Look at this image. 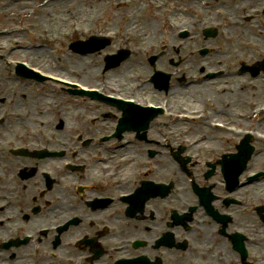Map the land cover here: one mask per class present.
I'll return each instance as SVG.
<instances>
[{
  "label": "rangeland",
  "instance_id": "374dc122",
  "mask_svg": "<svg viewBox=\"0 0 264 264\" xmlns=\"http://www.w3.org/2000/svg\"><path fill=\"white\" fill-rule=\"evenodd\" d=\"M76 2L79 3V9H77V5H65L63 6L64 2H58V4H52V8H55L56 6H59L57 8V11L55 13H63L65 17H75V18H84L88 17L89 21H91L92 27H96V23L100 21L101 23L98 26H103V27H116L121 28L123 31L130 32L132 34V42H134L136 45L137 43H140L141 45L146 44L147 42L145 40H148L152 43L155 44L154 52L160 51V45L163 43V41H168V39L171 38L172 32H164L159 26L162 20V17L166 15V13H172L175 12L179 15V13H183V17H187V19L190 18V16H193L195 11L197 9H206L212 5V2H214L215 6H219L220 10L218 13H224L225 11L231 14L232 16H237V12H241L242 10H245V7H250L252 5H255L258 3L259 0H228L227 3H225L223 0L218 1V0H213L210 2L206 3H199L198 6L192 7L191 13H187L186 10V5L189 3V0H169V10L166 12V4L164 6H154L152 5H142L143 9L140 10H134V9H129L132 8V3L135 2L133 1H126V0H117L116 3H109L110 0H75ZM239 4V8L235 9V6ZM11 7L6 9L2 15L0 16V19L3 21L2 23L8 24V25H15V24H26L30 25L34 31L42 33V39H43V44H45V48H40L37 47V42L35 43L36 39L34 40L33 43H30L31 37L29 33L24 34V40L23 44L25 48L20 47L19 49L12 50V52L9 49V46H17L20 42L16 40V37L19 38L18 32L14 31V35H11L9 37H0V42H7L6 47L4 50L0 51V71L2 73L0 74L1 77H3L5 82L7 84H16L14 82V78H7L6 79V70H5V56L6 55H12V58H19V59H33V61L37 65H41L42 67L49 69L50 71L58 72V73H64L65 75L67 74L68 76H73L78 80L84 81V82H89L91 84H95L98 81H109V82H115L119 78L118 72H121L123 68H125L128 64L124 65L123 68H119L118 70L115 71H105L103 70V56L100 53H92L90 55H81L78 53H75L74 51H71L69 48V42L75 38H78V36L75 33H72L70 31V28L62 32L63 34H59V29L61 27L68 28L70 26L67 25L66 21H64L62 24L58 22L57 16L54 18H50V16L45 17L44 9H41L39 7L36 8L35 12L32 14H22L20 15L19 13L22 12V8H20V4H12L10 5ZM76 6V7H75ZM179 7V9H178ZM46 11L48 9H45ZM129 13V14H127ZM130 15V16H129ZM133 15V16H132ZM135 15V18H134ZM218 15V14H217ZM215 15V16H217ZM219 18H224L223 14L217 17ZM143 19L145 23H151L152 28L157 27L154 24V21L156 24H158V27L156 31L152 34V37L144 36L146 37L142 39V37H138V33H142L144 28H142V24L140 21ZM102 20V21H101ZM58 27H60L58 29ZM261 27H264L261 23L259 22H254L252 25H244L243 27H239L240 30L237 31H229L225 36L223 37H217V38H212L210 39V44L213 43H218L221 44L223 51V54L218 56L217 59H220V62H225L227 63L229 60L236 59L238 54L244 52V55L250 56V61H254L255 59L258 58H263L264 57V31L261 30ZM97 28V27H96ZM58 29V31L56 30ZM139 30V31H135ZM160 29V30H159ZM132 30V31H131ZM62 31V30H61ZM153 31V30H151ZM237 32H242V35L244 32L252 34L256 36L254 38L252 35H250L249 38L244 39V42L240 40V33ZM74 34V35H73ZM72 35V36H71ZM202 33L200 31H197L194 36L188 38L185 40V44L187 46L183 47L181 45H178L176 48L171 49L170 53L168 55H173L172 59H178V55L182 56V59L186 60H192L194 61L195 59H200L198 57V54L194 52V49L197 47H201L200 39L202 38ZM148 38V39H147ZM20 39V38H19ZM50 40L48 42V40ZM243 39V38H242ZM37 41H40L38 39ZM261 41V44L260 42ZM21 44V43H20ZM148 44V43H147ZM208 45V44H206ZM262 45V47H261ZM27 46V47H26ZM40 46V45H38ZM209 46V45H208ZM256 46V48L254 47ZM260 50V51H259ZM148 56L142 54L140 57H134L132 58L131 62L135 61H142L138 59H148ZM79 59H82L80 61ZM146 61V60H145ZM151 72V69L146 72L138 73V74H132L131 76V82L136 85L137 82L140 79H143V77H147L149 73ZM9 74V73H8ZM248 80H251V87H246L245 90L240 89L239 94L236 96H243L245 100H260L264 98V76L263 77H258L256 79L249 78ZM48 83V82H47ZM50 84V85H49ZM113 84V83H112ZM115 84H118L115 82ZM29 85L37 88L38 92H44L48 89L54 88L58 94L64 95L66 98H69L67 102V107L69 109H72V105L77 106V109H83V103L81 102H76L77 99H79L77 96L71 95V93H67L65 90L58 88L56 85H53L51 83H43L41 84H36V83H29ZM116 88V87H115ZM28 94L26 95H19L20 100L23 101L22 106H25V102L30 98V89L28 88L27 90ZM44 98V97H42ZM41 98V102L43 105H45L44 100ZM50 100V99H49ZM80 100V99H79ZM231 100L233 102V105L237 109H245L247 106H241L240 103L238 102V98H236L234 95L231 96ZM93 103L97 104V111L95 112L96 115L101 117V113L105 111L106 109H109V106H106L99 101H94ZM30 105H34L33 100L29 102L25 107L28 108ZM67 109V108H66ZM33 113L34 110H31ZM78 114V113H77ZM40 118L37 120H32L30 118V113L26 114L24 121L25 122H30L33 126H39L42 125L45 131H49L51 126L54 128L57 127L58 132L55 131V134L59 136V138H67L68 135L64 134L67 131V127H64V122L67 121L66 117H60L58 118L55 122L54 116L52 112L46 111L45 107L42 108V111L40 112ZM90 115H82L81 118L74 119L75 123L83 122L81 125H77V127L83 128L82 131H79L77 133H81L85 136H93L97 135L101 132L109 131L107 129L110 124L106 122H101V120H94V122H88L91 117ZM95 116V115H94ZM68 117V116H67ZM73 119V117H72ZM54 122V123H53ZM67 126V125H66ZM101 127V130L99 128ZM21 129L23 126L20 127ZM40 133H43L44 130L38 129ZM93 133H92V131ZM191 130H197L195 127H191ZM49 135L54 136V134L49 132ZM183 134H179L178 136L172 137V141H180L181 137ZM194 136V135H193ZM191 136V137H193ZM154 137L157 138V135H154ZM160 138V136H158ZM229 143L225 142L224 140L220 141L217 146H218V151L217 153L215 152L214 154H220L221 151H223L225 148H228L227 150L231 149L227 147ZM101 152V150H98ZM146 156V155H143ZM150 158H152L150 155ZM159 161V160H158ZM160 164L162 161L159 162ZM259 165L264 166V156L258 161ZM120 166L122 164L120 163ZM264 186V182L262 183L261 188ZM255 191V190H254ZM247 196L250 198L249 199V207L248 209H245V214L250 211V208L258 203L256 201L257 199L255 197L251 198V193H247ZM255 200V201H254ZM152 208L155 211V216L157 221V225H160V221L163 220V225L158 228L152 229V231H149L143 224H135V225H125L124 222L121 223L122 228L119 229V234L123 238L127 237H132L134 235L137 236H142L146 237L148 241H150L151 236H153L155 233H160L162 228L165 225L166 222V216L165 218H162V215L164 213V210L166 207L163 208L162 204L159 202H155L152 205ZM230 210H233V212L236 214V218L238 226H250V225H259L255 222V220H250L249 224H245V221L241 219V216L243 215V211L241 207H234L231 206ZM158 217V218H157ZM155 220V219H154ZM239 221V222H238ZM150 224V222H147ZM209 225V224H208ZM210 226V225H209ZM243 228V227H242ZM245 229V228H244ZM207 230V226H206ZM121 239V240H122ZM217 243L222 244L221 238H216ZM120 240V241H121ZM119 241V242H120ZM116 242H118L116 240ZM144 248H148V246H145ZM188 258L191 260L198 261L200 260V254L194 250L191 251L190 254L188 255ZM33 260V258H28V261ZM209 262V261H208ZM210 263V262H209ZM211 264V263H210Z\"/></svg>",
  "mask_w": 264,
  "mask_h": 264
},
{
  "label": "bare ground",
  "instance_id": "6f19581e",
  "mask_svg": "<svg viewBox=\"0 0 264 264\" xmlns=\"http://www.w3.org/2000/svg\"><path fill=\"white\" fill-rule=\"evenodd\" d=\"M49 16H50V18H54L55 16H57V20H58V22L59 23H63L64 22V20H65V15L64 14H61V13H59V14H57V13H55L54 12V10H52L51 12H50V14H49ZM55 19V18H54ZM74 19V18H73ZM82 19H84V20H87V21H89V18L88 17H84V18H82ZM63 29L64 28H60V31L62 30L63 31ZM74 32H76V30H74ZM231 85H227V86H221V87H218V89H226V88H229ZM179 90H182V89H179ZM214 91V90H213ZM188 93H197L196 91H193V90H190V91H188ZM51 162H53V160H50ZM263 193V191H259V195H261Z\"/></svg>",
  "mask_w": 264,
  "mask_h": 264
},
{
  "label": "flooded vegetation",
  "instance_id": "af4514ba",
  "mask_svg": "<svg viewBox=\"0 0 264 264\" xmlns=\"http://www.w3.org/2000/svg\"><path fill=\"white\" fill-rule=\"evenodd\" d=\"M264 0H261V2H263ZM227 237V236H226ZM227 238H229V237H227Z\"/></svg>",
  "mask_w": 264,
  "mask_h": 264
}]
</instances>
